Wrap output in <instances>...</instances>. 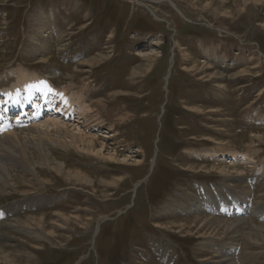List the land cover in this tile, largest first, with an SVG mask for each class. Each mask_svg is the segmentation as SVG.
<instances>
[{"label": "rangeland", "instance_id": "1", "mask_svg": "<svg viewBox=\"0 0 264 264\" xmlns=\"http://www.w3.org/2000/svg\"><path fill=\"white\" fill-rule=\"evenodd\" d=\"M138 1L0 0V127L95 143L5 160L0 264H264V0Z\"/></svg>", "mask_w": 264, "mask_h": 264}, {"label": "bare ground", "instance_id": "2", "mask_svg": "<svg viewBox=\"0 0 264 264\" xmlns=\"http://www.w3.org/2000/svg\"><path fill=\"white\" fill-rule=\"evenodd\" d=\"M132 2H135L137 5L139 6H144V7H147L151 13H152V16L153 18L156 19V21H162L163 18H160V16H158L157 12H155L154 10H152V8L148 7L147 5H145L144 3L138 1V0H131ZM163 0H152L151 2H155L156 4H159L161 3ZM169 3L172 4V2L170 0H168ZM173 5V4H172ZM175 10L181 14L182 12H180L179 9H177L176 6H174ZM182 15V14H181ZM45 18V17H44ZM164 20V19H163ZM46 21V20H45ZM169 23V22H168ZM170 24V23H169ZM43 27V26H42ZM41 27V28H42ZM183 55V54H182ZM175 56V55H174ZM260 57V56H259ZM264 57V56H263ZM185 58V57H184ZM188 58V57H187ZM151 67V66H150ZM174 67V59L170 61V67H169V70H168V75L166 76L165 78V89L167 90L168 92V83L170 81V78H171V74H172V69ZM204 68V67H203ZM205 69V68H204ZM200 72V71H199ZM205 75V74H204ZM36 76V75H35ZM216 76V75H215ZM39 78V77H38ZM206 78V77H205ZM44 79V78H43ZM46 80V79H45ZM47 82V81H46ZM58 90V89H57ZM30 91V90H29ZM36 91H39V90H36ZM56 91V90H55ZM59 91V90H58ZM57 91V94H58V102L59 100L62 98V96L66 95L67 93H65V91ZM37 93V92H36ZM32 94V93H31ZM39 94V93H38ZM56 94V95H57ZM55 95V96H56ZM33 97V95H31ZM36 96V95H35ZM220 96V95H219ZM5 98H6V101H4L3 103L6 104V108H8V105L9 104H13V107H11V109H8V110H1L3 113H2V117H6L8 118L10 116V111H15L16 110V107L17 106V109L19 111H22V112H26L27 109V106L29 103H27V101H19V100H13L11 98H9V95H5ZM34 98V97H33ZM32 99V98H31ZM52 100V99H51ZM41 101V103H40ZM44 100H39L38 102L35 100V99H32V105H31V109H33V111L36 113L37 110L43 105V108H45L44 110L48 109L49 112L47 114H45V118L49 117L50 115H48L50 112L52 111H56L57 112L55 114H58L60 113V111L62 110L60 107L63 108V106H61L62 104H55L57 106H55L53 109H51V107H47L48 104H44L43 102ZM57 102V103H58ZM67 102V100H66ZM52 105V103H50ZM70 104V103H69ZM71 105V104H70ZM54 106V105H53ZM84 106V105H83ZM83 108V107H82ZM85 108V107H84ZM43 110V111H44ZM209 112V111H208ZM84 113V112H83ZM217 113V112H216ZM61 116H64L61 115ZM54 117V116H53ZM61 118V117H60ZM62 119V118H61ZM228 119V118H227ZM7 121V120H5ZM225 123V122H224ZM22 128V127H21ZM68 125L64 124L63 123V120L60 121V120H57L55 121L54 119L51 118V120H45L43 123H41L40 125L36 126V127H33V128H28L26 131L27 132H22V131H17L16 128H14V126L12 125H9L7 122L6 124H4L3 127H0V132H5L2 134L1 138H0V182H3L5 183V180L9 179L10 178V174L9 172L6 170L7 169V165L5 163V160L8 161V158L9 160L12 162V164H14L15 166L14 167H17L20 163V161L22 163H25L27 165H29V167H34V166H40L42 167L43 169L44 168H52L54 167L55 170H59L62 174H64L66 171L64 170V168L68 169V167L64 164V163H61L59 162L57 159H54L52 157V154L50 152V149L52 147H55L56 145H59V146H62L66 149L68 148H75L76 150L78 151H82L86 154V152L88 153H94L95 152V143H94V140H90L88 139L87 140V137L83 136L82 134H80V132H74V131H69L68 129ZM42 129H45L42 131ZM51 130H56L55 132V136H51L49 135V131ZM213 130V129H212ZM85 134V133H84ZM93 135V134H91ZM90 136V135H89ZM33 138H36V140H34ZM90 138V137H89ZM93 138V137H92ZM96 140V139H95ZM98 141V140H97ZM228 146V145H227ZM252 149V148H251ZM52 150V149H51ZM34 152H38L39 155H37L38 157H34ZM81 152V153H82ZM143 152V151H142ZM230 153V152H229ZM116 154V153H115ZM235 155V156H234ZM237 153H232V157L235 159V161H238L240 159H243V160H246L245 156L240 159L237 158ZM208 156V155H207ZM210 156V155H209ZM227 157V155H225ZM241 156V155H239ZM111 157V156H110ZM109 157V158H110ZM55 160V161H54ZM100 160V159H99ZM115 160V159H114ZM126 160V159H125ZM56 162V165H53V163ZM228 163V162H227ZM53 165V166H52ZM240 165V164H239ZM20 166V165H19ZM222 166V165H221ZM237 166V165H236ZM27 167V166H26ZM13 168V166H12ZM53 168V169H54ZM221 168V167H220ZM9 169V168H8ZM14 169V168H13ZM38 169V168H37ZM52 169V170H53ZM6 171V172H5ZM32 171V170H31ZM29 172V171H28ZM34 172V171H33ZM50 172V171H49ZM57 172V171H56ZM71 172V171H70ZM69 171H67V173L69 174L70 173ZM73 172V171H72ZM218 172V171H217ZM4 173H8L7 175L5 174L4 176ZM228 173V172H227ZM77 175L79 176H83V173L77 171L76 173ZM223 174V173H222ZM231 174V173H230ZM229 174V175H230ZM228 176V175H227ZM226 176V177H227ZM76 177V176H75ZM229 177V176H228ZM79 178V177H78ZM76 178V179H78ZM91 178V177H90ZM232 178V177H231ZM229 178V179H231ZM84 179V178H82ZM228 179V178H227ZM10 180V179H9ZM8 181V180H7ZM89 181V180H88ZM93 181V180H92ZM84 183V182H83ZM88 183V182H86ZM9 184H11L9 182ZM8 184V185H9ZM7 185V183H6ZM84 185V184H83ZM5 186V185H4ZM246 189V188H245ZM241 194V193H240ZM38 195V194H37ZM135 196V195H134ZM174 202V201H172ZM179 203V202H178ZM167 205V204H165ZM171 206V205H170ZM165 208V207H164ZM181 209V208H180ZM172 210V209H171ZM239 210V209H238ZM244 210V209H243ZM225 211V210H224ZM240 211V210H239ZM236 214H238V212ZM124 213V212H123ZM221 214V213H220ZM62 215V213H61ZM168 215V214H167ZM65 216V215H64ZM237 216V215H236ZM103 219V218H102ZM57 220H60V217L59 219L57 218ZM105 220V219H104ZM252 220V219H251ZM62 221H63V218H62ZM17 222V221H16ZM39 222V221H38ZM60 222V221H59ZM64 222V221H63ZM19 223V222H18ZM65 223V222H64ZM252 223V221H251ZM256 223V222H255ZM25 224V223H24ZM43 224V223H42ZM20 225V224H19ZM32 225V226H31ZM30 226L31 227H34L35 224L34 222H30ZM41 226V225H40ZM62 226V225H61ZM60 226V227H61ZM64 226V224H63ZM257 226V225H256ZM254 226V228L256 227ZM14 227V226H13ZM37 227V226H36ZM42 227V226H41ZM40 227V228H41ZM66 227V226H65ZM99 227V226H98ZM24 228V227H23ZM27 228V227H25ZM261 228V227H260ZM16 229V227H15ZM28 229V228H27ZM100 229V228H99ZM252 229V228H251ZM259 228H257L258 230ZM263 229V228H261ZM32 231V230H31ZM30 229H28V232H31ZM226 233L231 231L230 228H227L225 229ZM251 231V230H250ZM253 231V230H252ZM251 231V232H252ZM256 231V230H254ZM253 231V232H254ZM260 231V230H259ZM15 232V231H14ZM23 232V231H22ZM21 232V233H22ZM34 232V231H33ZM257 232V231H256ZM20 233V232H19ZM39 233V232H38ZM98 233V231H97ZM250 234V232H249ZM252 234V233H251ZM264 234V233H263ZM39 235V234H37ZM95 235V234H94ZM14 236V235H13ZM34 236V235H33ZM41 236V235H40ZM210 236V235H209ZM233 236V235H232ZM44 237V236H43ZM49 237V236H48ZM239 237V236H237ZM40 238V237H39ZM38 238V239H39ZM42 238V237H41ZM249 238V237H248ZM253 238V237H252ZM205 239V238H204ZM240 239V238H239ZM238 239V240H239ZM251 239V238H250ZM262 239V238H261ZM42 241V239H40ZM47 240V239H46ZM211 240V239H210ZM255 240V239H254ZM52 241V240H51ZM94 241V240H93ZM250 241V240H249ZM39 242V240H38ZM244 242V241H243ZM52 243V242H51ZM50 243V244H51ZM42 245V244H41ZM44 245V244H43ZM202 245V244H201ZM259 245H263V244H259ZM53 246V245H52ZM205 246V245H204ZM258 246V245H256ZM206 248L208 246H205ZM199 248V247H198ZM204 248V247H203ZM197 249V248H196ZM195 249V250H196ZM198 251V249H197ZM200 251V250H199ZM196 252V251H195ZM205 252V251H204ZM6 253V252H5ZM229 251L227 252L226 255H229ZM3 254V253H2ZM137 255V254H136ZM225 255V256H226ZM9 258H11V255H9ZM224 256V257H225ZM5 257V255H4ZM29 257V256H28ZM232 257V256H231ZM245 257V256H244ZM27 258V257H26ZM30 258V257H29ZM229 258V256H228ZM261 258V257H260ZM259 258V259H260ZM219 260L221 259L218 258ZM225 259V258H224ZM241 259V258H240ZM14 260V259H13ZM218 260V261H219ZM242 260V259H241ZM225 261V260H223ZM239 261V260H238ZM13 262V261H12ZM138 262V261H137ZM140 262V261H139ZM233 262V261H232ZM235 262V261H234ZM240 262V261H239ZM242 262V261H241ZM214 263V262H213ZM231 264V261H225V264ZM133 264V263H132ZM235 264V263H234ZM242 264V263H241ZM256 264V263H255Z\"/></svg>", "mask_w": 264, "mask_h": 264}]
</instances>
